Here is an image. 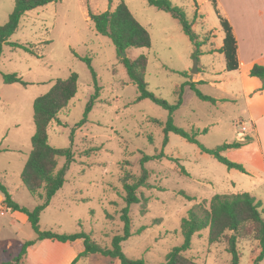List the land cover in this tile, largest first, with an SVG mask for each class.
Here are the masks:
<instances>
[{
    "label": "rangeland",
    "instance_id": "rangeland-1",
    "mask_svg": "<svg viewBox=\"0 0 264 264\" xmlns=\"http://www.w3.org/2000/svg\"><path fill=\"white\" fill-rule=\"evenodd\" d=\"M120 1L56 0L26 12L8 39L32 52L3 44L0 182L7 186L15 203L29 210L41 203L20 179L35 132L33 101L45 94L55 80L76 73L77 92L48 130L49 144L56 148L71 146L74 161L62 188L40 212L39 228L57 233L83 231L102 247H110L112 237L122 232L120 211L125 206L124 178L129 183L134 182L141 175L142 157L163 152L165 157L143 163L147 178L145 185L136 190L142 200L129 207L133 235L122 242L127 257L143 259L147 264H161L165 254L182 243L181 219L193 205L208 202L212 195L254 192L263 196L262 206V199L253 195L264 212L263 160L254 150L257 138L245 112L237 72L228 75L231 86L225 79L222 84L207 82L196 86L201 93L213 98L230 95L233 89L237 94L235 102L201 100L188 86L184 88L182 104L172 113L149 99L135 102L138 91L128 80L120 62L121 53L119 56L108 37L94 30L88 17L89 12L113 10ZM122 1L150 35L149 47L133 48L125 54L132 59L145 55L144 78L154 96L174 104L177 88L196 77L201 69L199 64L206 67L200 74L204 79H220L219 74L226 72L223 55L217 51L224 32L208 0H169L184 9L192 29L199 40L205 42L199 48L198 57H194L195 48L181 25L169 13L149 5L146 0ZM217 2L223 17L228 13L235 20H244L246 12H237L239 6L262 4L264 0ZM13 5L14 0H0V25L8 19ZM254 14L253 18L261 17ZM85 57L90 59L100 91L86 122L73 131L95 93ZM195 58L197 72H192ZM1 73H16L26 84H5ZM169 116L174 125L194 133L197 141L207 148L240 143L239 148L225 150L222 155L240 163L245 172L228 169L211 155L201 152L197 144L173 132L167 134L164 144L163 127ZM260 130L264 135V121L260 123ZM63 163L64 158L60 157L58 167ZM1 211L0 263L16 257L22 244L36 237L24 213ZM237 246L241 254L239 264H252L260 251L258 242L251 237L240 239ZM73 249L70 242L38 241L20 264H65ZM186 254L198 264H230L231 258L224 242L209 245L207 229L192 237ZM80 261L79 264H119L116 259L99 254L82 257ZM258 264H264V257Z\"/></svg>",
    "mask_w": 264,
    "mask_h": 264
},
{
    "label": "trees",
    "instance_id": "trees-1",
    "mask_svg": "<svg viewBox=\"0 0 264 264\" xmlns=\"http://www.w3.org/2000/svg\"><path fill=\"white\" fill-rule=\"evenodd\" d=\"M56 0H14L13 9L8 15V19L0 25V56L2 54L3 44L9 43L13 47L22 48L32 52L26 46L8 42L9 37L15 33L18 28L21 17L28 11L37 7L44 6ZM149 5L159 10L169 13L176 19L183 32L187 35L193 44L195 51L194 57L200 54L199 48L204 43L199 40V35L192 29V24L186 16V12L180 6L173 5L169 0H146ZM217 15L224 36L219 52L223 54L225 70L235 71L238 69L237 60V42L232 31L229 21L223 17L218 9L217 0H208ZM89 20L93 24L94 30L108 37L116 48L118 55L121 52H127L133 48H145L150 46V35L147 29L142 26L128 9L124 1H120L113 10H105L100 13H88ZM91 72L95 93L91 96L84 111V117L75 124V128L80 127L87 120L93 103L99 96L100 87L97 85L96 73L93 70L90 59L83 58ZM120 62L125 68L128 80L132 82L138 91L135 102L143 99H149L156 105L167 109L170 113L174 112L182 104V95L185 86H188L196 96L204 101L216 102V99L201 93L196 88L195 82H184L176 91L177 100L174 104H169L161 98L154 96L147 88L145 81V70L147 58L145 55H139L136 58L120 56ZM182 75L186 76V73ZM249 75L257 77L261 82V89H264V66L254 64ZM2 80L5 84L21 83L26 84L16 73H1ZM77 74L72 72L64 79H57L51 88L43 95L36 97L33 101V122L35 132L31 137V150L27 160L20 173V179L23 186L33 196H38L41 203L29 210L24 206L15 203L7 186L0 182V193L3 196L2 202L9 211H19L26 215L33 231L35 239L26 240L21 247L20 253L11 260L4 261L1 264H18L26 255L29 248L33 247L38 241L51 240L57 242H71L81 239L84 249L70 262H76L85 256L99 254L105 257L116 259L119 264H147L143 259L127 257L122 250V242L133 235L131 232V222L129 217V207L132 204L140 203L142 198L138 197L136 190L145 185L147 171L143 163L151 159L165 157L163 152L153 156H144L141 159V175L135 178L132 183L123 180V189L125 195L123 200L125 206L120 211V219L123 223L122 232L112 237L110 247H102L96 243L91 235L83 231L73 233H57L53 231H42L39 228V215L50 203L51 198L59 191L64 182L66 173L74 161V154L71 146L66 148H56L49 144L48 130L52 121H56L57 115L65 109L69 101L77 92ZM165 133L164 144L167 143V134L173 132L190 143L197 144L201 152L211 155L228 169H237L245 172L244 167L237 162L231 161L222 155V152L231 148H239L238 142L224 143L215 148H207L199 143L195 134H190L184 129L173 124L171 116L163 127ZM205 131V129L203 130ZM73 135V132H72ZM72 139V136H71ZM64 158L62 166L58 167V159ZM168 159H173L168 157ZM178 161L177 159H173ZM183 169V168H182ZM183 171H185L183 169ZM42 191V192H41ZM145 200V199H144ZM207 229V240L209 245L224 242L225 251L230 255V264H239L241 254L238 249L240 239L248 237L258 242L260 251L254 257L252 264H258L264 257V216L260 209V202L248 192L238 193H216L211 196L209 201H201L193 205L187 215L181 219L180 232L182 243L179 246L169 250L161 264H198L193 258L187 256L186 252L191 247L192 237L202 230Z\"/></svg>",
    "mask_w": 264,
    "mask_h": 264
},
{
    "label": "crops",
    "instance_id": "crops-1",
    "mask_svg": "<svg viewBox=\"0 0 264 264\" xmlns=\"http://www.w3.org/2000/svg\"><path fill=\"white\" fill-rule=\"evenodd\" d=\"M217 6H220L218 2ZM243 10L246 12L245 14L247 15L246 19L244 20H235L228 13L225 14L226 19L229 21L232 27V31L237 42L238 69L235 71L225 70L226 72L224 74H219L220 76L218 75L220 79H204L200 74L206 71V67L204 65L199 64L201 66V69H199L198 74L195 78L191 80V82H195V86L207 82L208 84L215 82L222 84L223 79H225L226 82H224L229 85L232 82L227 81V78H229L228 75H230L231 72H237V80L239 81L241 95L243 97L244 105L246 107L245 112L247 114L250 124H252L255 129V134L257 138V141L253 143V146L255 148L254 150H257L259 152L260 158H262L263 160L264 169V135L261 133L260 130V123L264 121V89H261V82L257 77L249 75V71L254 64L264 66V3L253 5L243 4V6H239L237 12L241 13L243 12ZM254 13H257V15L261 17L253 18L252 14L255 16ZM220 47L221 46H218L217 49L219 50ZM211 53H214V51ZM215 72L218 73L217 71ZM236 96L237 94L233 91V89H231L230 95L221 96L220 98L215 99H225L224 101L235 102ZM249 194H251L252 196L254 195L256 198L262 199L261 201L263 206L262 195L250 191ZM2 199L3 196L0 193V209L2 211H8V209L4 206ZM70 243L74 246V249L65 264H70V262L77 256V254L83 251L84 249L83 242L81 239H76L74 241H71ZM35 245L28 249L26 255L23 257V259L19 261L18 264L22 263L24 259H26L29 250L33 249ZM80 259L76 262V264H79L81 262Z\"/></svg>",
    "mask_w": 264,
    "mask_h": 264
},
{
    "label": "water",
    "instance_id": "water-1",
    "mask_svg": "<svg viewBox=\"0 0 264 264\" xmlns=\"http://www.w3.org/2000/svg\"><path fill=\"white\" fill-rule=\"evenodd\" d=\"M121 56L125 57L126 56L125 52H121ZM197 63H198V60H197V58H195L192 72H197Z\"/></svg>",
    "mask_w": 264,
    "mask_h": 264
},
{
    "label": "built area",
    "instance_id": "built-area-1",
    "mask_svg": "<svg viewBox=\"0 0 264 264\" xmlns=\"http://www.w3.org/2000/svg\"><path fill=\"white\" fill-rule=\"evenodd\" d=\"M242 129H245L244 127H242Z\"/></svg>",
    "mask_w": 264,
    "mask_h": 264
}]
</instances>
